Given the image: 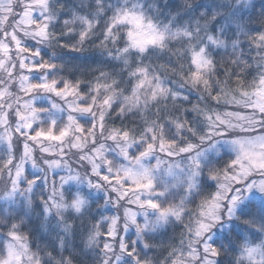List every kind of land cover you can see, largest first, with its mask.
Instances as JSON below:
<instances>
[{
  "label": "clouds",
  "instance_id": "obj_1",
  "mask_svg": "<svg viewBox=\"0 0 264 264\" xmlns=\"http://www.w3.org/2000/svg\"><path fill=\"white\" fill-rule=\"evenodd\" d=\"M0 264H264V0H0Z\"/></svg>",
  "mask_w": 264,
  "mask_h": 264
}]
</instances>
